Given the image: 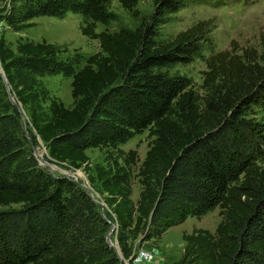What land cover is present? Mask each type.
<instances>
[{"label":"trees","instance_id":"1","mask_svg":"<svg viewBox=\"0 0 264 264\" xmlns=\"http://www.w3.org/2000/svg\"><path fill=\"white\" fill-rule=\"evenodd\" d=\"M110 0H0V22L13 32L31 20L81 18L80 34L100 51L62 58L53 44L0 37V66L20 114L0 77V264H121L105 241L110 229L100 206L78 183L39 165V139L49 162L90 172L116 224L123 259L136 242L160 241L189 217L214 209L215 232L182 234L176 264H264V53L253 48L212 50L209 21H199L171 40H158L170 15L190 3L221 0H155L140 25L128 28L108 8ZM138 16L137 0H118ZM114 31L97 32V24ZM202 60V93L177 66ZM71 78L72 107L41 78ZM153 138L143 160L120 147L135 135ZM89 149H105L106 166H89ZM140 186L133 202L132 174Z\"/></svg>","mask_w":264,"mask_h":264},{"label":"rangeland","instance_id":"2","mask_svg":"<svg viewBox=\"0 0 264 264\" xmlns=\"http://www.w3.org/2000/svg\"><path fill=\"white\" fill-rule=\"evenodd\" d=\"M222 5L215 6L213 2L207 4L190 3L185 5L176 14L170 15L168 21L161 26L158 32V40L166 42L171 40L177 33L186 30L199 21H209L210 33L212 39V50L205 49L203 55L207 57L211 52L231 49L232 41L235 42L238 50L244 48H253L259 54L264 53V0H221ZM2 3L0 2V7ZM108 8L116 13L120 18V23L128 28H136L140 25L141 18L149 16L155 9V0H137L136 9L138 16H133L121 8L118 0H110ZM33 26L19 32H13L7 29L4 23L0 24V37H4L6 43L14 50L19 42H41L53 44L62 58L72 57L75 54H81L85 58L100 51L97 40H90L80 34L81 18L73 13H66L62 18L38 17L31 20ZM118 26L111 23L108 27L97 24L96 31L103 30L114 31ZM1 69V66H0ZM205 71V65L202 60H195L188 66H177L172 73L184 75L192 81L195 91L202 93L200 89L202 84V73ZM44 86L49 90L50 95L59 99L65 107H72L71 78H65L62 75L45 76L41 78ZM13 96V95H12ZM14 97V96H13ZM12 104V103H11ZM20 114L24 132H27L28 117L23 109L20 110L14 105ZM153 138L148 136V132L135 135L130 141L122 145L123 151L136 150L140 160H143L148 143ZM37 154L38 162H45L53 166L51 174L54 176H67L68 179L78 183L82 188L86 186L92 193V196L99 203L104 205L100 211L104 214L109 209L103 202V196L99 193L95 184L89 181L90 172H86L83 167L73 169L67 164H60L54 161L49 162L48 154L43 143L37 139V145L33 149ZM89 157V166H106L107 154L105 149H89L86 151ZM41 166V165H40ZM47 168L46 166H42ZM50 171V170H49ZM140 186L137 182L135 172L132 174V193L131 199L136 202L138 199ZM101 208V207H100ZM105 216V214H104ZM220 222L219 210L216 208L200 219L187 218L180 225L168 229L160 241L144 242L141 245L137 241L134 247L136 254L132 261L123 259L122 264H176L181 258L185 243L182 240V234H190L194 230H207L211 233ZM115 231L111 234V241H116ZM111 228V227H110ZM139 251L147 254V259H140Z\"/></svg>","mask_w":264,"mask_h":264},{"label":"water","instance_id":"3","mask_svg":"<svg viewBox=\"0 0 264 264\" xmlns=\"http://www.w3.org/2000/svg\"><path fill=\"white\" fill-rule=\"evenodd\" d=\"M0 77H1V79H2V81H3L4 87H5V91H6L7 95H8L9 101H10L13 105H16L17 108L20 110L21 105L18 104L17 101H16V99L12 96V93H11V91H10V86H9V84H8L7 78H6V76H5V74H4L3 70H2V68L0 69ZM34 156H35L36 159H37V154H36V153L34 154ZM37 161H38V160H37ZM38 163H39V165H41V166H46V167H48V169L50 170V173L52 172L53 166H50V165H48V164L45 163V162H40V161H39ZM64 177H65V178H68L67 176H64ZM84 189L86 190V192H87L88 196L91 198V200H92L94 203L98 204V205L101 207V209H103V208H104V205H103L102 203H99L97 200H95V199L93 198L91 191H90L86 186H84ZM101 214H102V218H103L108 224H110V227H111V228L109 229V231L107 232V235H106V237H105V241H106L107 245H108L109 247H111V248L115 251V253H116L117 256H118V259H120V261L123 263V261H122V255H121V252H120V249H119V246H118L117 241H115V242H112V241H111V234L115 231V226H114L109 220L106 219V217L104 216V214H103L102 212H101ZM140 240H141V239H139L138 241H140ZM134 256H135V253H133L132 256H131L127 261H128V262H129V261H132L133 258H134ZM122 263H121V264H122Z\"/></svg>","mask_w":264,"mask_h":264},{"label":"built area","instance_id":"4","mask_svg":"<svg viewBox=\"0 0 264 264\" xmlns=\"http://www.w3.org/2000/svg\"><path fill=\"white\" fill-rule=\"evenodd\" d=\"M2 22H0V24H1ZM136 255V254H135ZM138 256H139V258L140 259H147L148 257H147V254H145L144 252H141V251H139V253H138ZM135 257V256H134Z\"/></svg>","mask_w":264,"mask_h":264}]
</instances>
